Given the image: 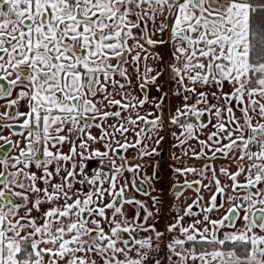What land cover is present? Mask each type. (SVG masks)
<instances>
[{
	"label": "snow or ice",
	"instance_id": "1",
	"mask_svg": "<svg viewBox=\"0 0 264 264\" xmlns=\"http://www.w3.org/2000/svg\"><path fill=\"white\" fill-rule=\"evenodd\" d=\"M0 264H264V0H0Z\"/></svg>",
	"mask_w": 264,
	"mask_h": 264
}]
</instances>
